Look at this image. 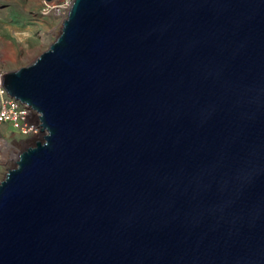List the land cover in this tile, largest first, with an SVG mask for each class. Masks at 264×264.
<instances>
[{
    "label": "water",
    "instance_id": "95a60500",
    "mask_svg": "<svg viewBox=\"0 0 264 264\" xmlns=\"http://www.w3.org/2000/svg\"><path fill=\"white\" fill-rule=\"evenodd\" d=\"M2 86L0 264H264V0H72Z\"/></svg>",
    "mask_w": 264,
    "mask_h": 264
},
{
    "label": "rangeland",
    "instance_id": "374dc122",
    "mask_svg": "<svg viewBox=\"0 0 264 264\" xmlns=\"http://www.w3.org/2000/svg\"><path fill=\"white\" fill-rule=\"evenodd\" d=\"M45 1L0 0V82L5 73L32 63L60 33L66 16L54 9L47 11ZM62 1L53 3L59 5ZM32 135H24L10 124L2 128L0 181L14 166L18 154L34 142Z\"/></svg>",
    "mask_w": 264,
    "mask_h": 264
},
{
    "label": "built area",
    "instance_id": "2783aa9c",
    "mask_svg": "<svg viewBox=\"0 0 264 264\" xmlns=\"http://www.w3.org/2000/svg\"><path fill=\"white\" fill-rule=\"evenodd\" d=\"M52 1H45L46 10L54 9L58 11V5H54ZM72 0H63L61 4L60 12L58 14L67 16L68 8L71 5ZM0 131L6 124H10L14 129L19 130L22 134H30L36 124V115H31V108L21 103L20 101L9 96L2 83L0 82ZM34 112V111H33ZM39 127V126H38Z\"/></svg>",
    "mask_w": 264,
    "mask_h": 264
},
{
    "label": "bare ground",
    "instance_id": "6f19581e",
    "mask_svg": "<svg viewBox=\"0 0 264 264\" xmlns=\"http://www.w3.org/2000/svg\"><path fill=\"white\" fill-rule=\"evenodd\" d=\"M57 7H59L57 10V12H60V9H61V5H58ZM68 10H69V8H68ZM68 12V11H67ZM67 17V16H66ZM1 83H2V79H1ZM31 110V115H32V117H33V114H35L34 112H33V110L32 109H30ZM36 115V114H35ZM36 118V117H35ZM38 119L36 118V124H38ZM36 129H38V130H36ZM32 133H33V135H32V139L35 141L36 139H38V138H40L41 137V135H42V133H41V131H40V127H38L37 125L33 128V131H32ZM40 136V137H39ZM31 144H33V143H31Z\"/></svg>",
    "mask_w": 264,
    "mask_h": 264
}]
</instances>
